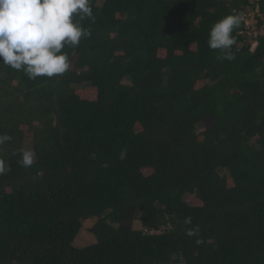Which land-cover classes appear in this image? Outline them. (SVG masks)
<instances>
[{
    "label": "trees",
    "instance_id": "trees-1",
    "mask_svg": "<svg viewBox=\"0 0 264 264\" xmlns=\"http://www.w3.org/2000/svg\"><path fill=\"white\" fill-rule=\"evenodd\" d=\"M246 3L90 0L64 74L0 64V264H264V35L207 43Z\"/></svg>",
    "mask_w": 264,
    "mask_h": 264
},
{
    "label": "clouds",
    "instance_id": "clouds-1",
    "mask_svg": "<svg viewBox=\"0 0 264 264\" xmlns=\"http://www.w3.org/2000/svg\"><path fill=\"white\" fill-rule=\"evenodd\" d=\"M85 18L94 20L90 0H0V64L22 71L32 80L64 74L69 55L62 50L77 47L82 38L91 35L79 23ZM239 26L237 15H227L212 25L207 43L211 50H221L217 59H235L232 46L237 41L232 33ZM10 140L2 135L0 145ZM19 163L31 166L33 153L22 152ZM8 170L0 159V174Z\"/></svg>",
    "mask_w": 264,
    "mask_h": 264
},
{
    "label": "built area",
    "instance_id": "built-area-1",
    "mask_svg": "<svg viewBox=\"0 0 264 264\" xmlns=\"http://www.w3.org/2000/svg\"><path fill=\"white\" fill-rule=\"evenodd\" d=\"M233 14L240 17V23L243 25V29L238 32V35L245 44L250 46L249 51L254 52L258 37L261 36L260 27L264 19L261 12V0H247L246 5L233 11Z\"/></svg>",
    "mask_w": 264,
    "mask_h": 264
},
{
    "label": "rangeland",
    "instance_id": "rangeland-1",
    "mask_svg": "<svg viewBox=\"0 0 264 264\" xmlns=\"http://www.w3.org/2000/svg\"><path fill=\"white\" fill-rule=\"evenodd\" d=\"M260 34H261V36L264 35V19H263V22H262L261 27H260ZM79 88H82V87H79ZM208 124L209 123H205L203 128L207 127ZM203 128H200L198 131H201ZM26 141H28V139ZM29 142L23 147V152L24 151H31V145ZM187 200L191 201L192 198H187ZM94 222H95V220H89V221H86L82 224V229H81L80 233L78 234V236H77V238L73 244L74 247H83V246H86V245L91 244L93 242V237L89 233V230L93 226ZM133 227L135 230L140 229L138 222H135Z\"/></svg>",
    "mask_w": 264,
    "mask_h": 264
},
{
    "label": "bare ground",
    "instance_id": "bare-ground-1",
    "mask_svg": "<svg viewBox=\"0 0 264 264\" xmlns=\"http://www.w3.org/2000/svg\"><path fill=\"white\" fill-rule=\"evenodd\" d=\"M239 9V8H238Z\"/></svg>",
    "mask_w": 264,
    "mask_h": 264
}]
</instances>
